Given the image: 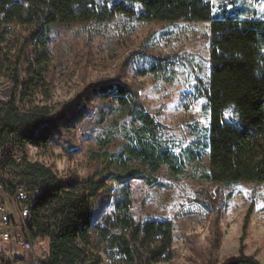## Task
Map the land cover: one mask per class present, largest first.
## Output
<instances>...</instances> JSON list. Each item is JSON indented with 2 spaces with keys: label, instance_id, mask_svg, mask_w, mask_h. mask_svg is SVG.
I'll list each match as a JSON object with an SVG mask.
<instances>
[{
  "label": "rangeland",
  "instance_id": "rangeland-1",
  "mask_svg": "<svg viewBox=\"0 0 264 264\" xmlns=\"http://www.w3.org/2000/svg\"><path fill=\"white\" fill-rule=\"evenodd\" d=\"M210 3L214 18L264 21V0ZM12 32L6 40L10 47L18 42L16 53L28 33L18 28ZM47 38L50 141L45 147L27 146L29 161L49 168L62 181H99L108 172L120 173L121 167L105 162L112 160L108 155L138 148L130 138L141 123L111 99L117 95L102 99L97 93H105L102 84L113 82L129 88L130 105L140 104L159 124L156 141L182 166L178 176L162 165L127 184L108 181L91 202L93 228L113 216L115 203L127 193L135 222L171 223L173 258L167 264H225L240 253L264 264V182L213 184L203 178L209 172V116L201 96L210 71L209 22H144L118 15L103 23L50 26ZM22 53L23 70L32 52L27 46ZM11 88L0 76V99H8ZM230 111H225L226 119ZM101 141L107 146L100 149ZM137 169H142L140 162H130L125 174ZM91 243L89 252L100 264H120L97 242L94 229ZM46 246L37 244L39 251Z\"/></svg>",
  "mask_w": 264,
  "mask_h": 264
},
{
  "label": "trees",
  "instance_id": "trees-1",
  "mask_svg": "<svg viewBox=\"0 0 264 264\" xmlns=\"http://www.w3.org/2000/svg\"><path fill=\"white\" fill-rule=\"evenodd\" d=\"M118 15L144 22H209L210 71L201 92L209 116V172L203 178L213 184L264 182V21L232 15L214 18L210 0H0V76L12 86L8 101L0 105V169L20 172L12 177L33 201L27 227L30 240L49 242L44 264H100L99 257L89 252L93 229L97 242L117 256L120 264H167L173 258L171 223L135 222L127 193L115 203L113 216L93 228L91 202L107 188L108 181L127 184L146 176L145 172L156 173L162 165L175 176L182 173L176 156L156 141L159 124L140 104L130 105L129 88L108 82L100 86L105 93L97 92L102 99L117 95L111 99L123 110L129 108L128 113L141 123L130 138L137 149L130 146L127 155L123 151L117 157L103 154L112 159L105 165L121 167L120 173L108 172L99 181H62L25 154L27 146L45 147L50 141L53 108L45 105L51 100L46 82L48 28L109 22ZM13 28L28 33L16 53L13 50L18 42L10 47L6 40ZM27 46L32 59L22 70V51ZM41 125L45 126L38 130ZM99 144L100 149L107 146L106 141ZM10 148L21 154V165L11 159ZM137 161L142 169L125 174L128 163ZM225 264L258 263L240 253Z\"/></svg>",
  "mask_w": 264,
  "mask_h": 264
},
{
  "label": "built area",
  "instance_id": "built-area-1",
  "mask_svg": "<svg viewBox=\"0 0 264 264\" xmlns=\"http://www.w3.org/2000/svg\"><path fill=\"white\" fill-rule=\"evenodd\" d=\"M8 99H0L4 105ZM45 125L38 127V130ZM10 157L18 165L22 156L15 148H10ZM3 149L0 148V162ZM13 174L20 175L17 169L2 171L0 169V243L10 244L6 250H0V263L10 264H44L48 256V240H43L47 246L39 251L37 244L32 242L27 232L30 224V211L33 201L31 196L18 182L13 183ZM37 193V192H35Z\"/></svg>",
  "mask_w": 264,
  "mask_h": 264
},
{
  "label": "crops",
  "instance_id": "crops-1",
  "mask_svg": "<svg viewBox=\"0 0 264 264\" xmlns=\"http://www.w3.org/2000/svg\"><path fill=\"white\" fill-rule=\"evenodd\" d=\"M8 247H10V244L0 243V250H6Z\"/></svg>",
  "mask_w": 264,
  "mask_h": 264
}]
</instances>
